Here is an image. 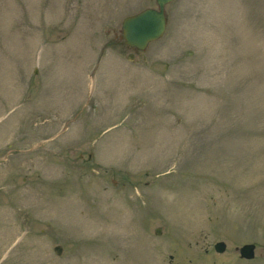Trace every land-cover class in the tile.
<instances>
[{"label":"rangeland","instance_id":"rangeland-1","mask_svg":"<svg viewBox=\"0 0 264 264\" xmlns=\"http://www.w3.org/2000/svg\"><path fill=\"white\" fill-rule=\"evenodd\" d=\"M148 6L0 0V264H264V0Z\"/></svg>","mask_w":264,"mask_h":264},{"label":"water","instance_id":"water-1","mask_svg":"<svg viewBox=\"0 0 264 264\" xmlns=\"http://www.w3.org/2000/svg\"><path fill=\"white\" fill-rule=\"evenodd\" d=\"M171 0H156L157 7H144L122 18V32L125 44L133 49H145L147 45L159 38L166 28L165 4ZM133 57V52L129 53ZM160 229H156L159 231ZM215 249L223 251L225 241L215 242ZM255 243L246 242L239 247L241 256L251 258L254 256ZM56 252L61 251V245L54 246Z\"/></svg>","mask_w":264,"mask_h":264},{"label":"bare ground","instance_id":"bare-ground-1","mask_svg":"<svg viewBox=\"0 0 264 264\" xmlns=\"http://www.w3.org/2000/svg\"><path fill=\"white\" fill-rule=\"evenodd\" d=\"M95 223H97V220L94 221V220H89L88 223L86 222L85 223V228L89 229H94V226L96 225ZM95 229H96V226H95Z\"/></svg>","mask_w":264,"mask_h":264},{"label":"flooded vegetation","instance_id":"flooded-vegetation-1","mask_svg":"<svg viewBox=\"0 0 264 264\" xmlns=\"http://www.w3.org/2000/svg\"><path fill=\"white\" fill-rule=\"evenodd\" d=\"M214 244H215V242L213 243V245H212V246H213V247H214V249H215V245H214ZM239 247H240V246H239ZM207 249H208V247H205V251H207ZM224 250H225V249H224ZM224 250H223V251H224ZM238 250H239V249H238ZM254 253H255V252H254ZM239 255H240L239 257H243V256H241V254H240V253H239ZM243 258H245V257H243ZM249 259H251V258H249Z\"/></svg>","mask_w":264,"mask_h":264}]
</instances>
